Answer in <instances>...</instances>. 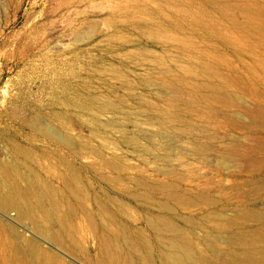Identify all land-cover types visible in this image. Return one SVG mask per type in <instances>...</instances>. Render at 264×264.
<instances>
[{
    "label": "rangeland",
    "instance_id": "1",
    "mask_svg": "<svg viewBox=\"0 0 264 264\" xmlns=\"http://www.w3.org/2000/svg\"><path fill=\"white\" fill-rule=\"evenodd\" d=\"M119 1L123 12L118 0H0V168L9 178L0 174V264L13 245L31 260L30 241L57 264H173L174 252L264 264V0ZM132 12L180 39L149 37V24L126 21ZM146 51L174 71L171 56L190 53L214 71L202 81L237 103L184 76L174 86L183 96L166 98L155 87L167 81L162 67L144 82L150 66L133 52ZM9 183L21 200L5 206Z\"/></svg>",
    "mask_w": 264,
    "mask_h": 264
},
{
    "label": "bare ground",
    "instance_id": "2",
    "mask_svg": "<svg viewBox=\"0 0 264 264\" xmlns=\"http://www.w3.org/2000/svg\"><path fill=\"white\" fill-rule=\"evenodd\" d=\"M108 1V0H107ZM111 1V0H110ZM116 1V0H115ZM117 3V2H116ZM130 3V2H129ZM153 4V3H152ZM166 4V3H165ZM203 4V3H202ZM259 5H261V4H259ZM156 6V5H155ZM116 7V6H115ZM118 12H123L122 10H124V8L125 7H127L126 6V4H125V1L123 2V1H119L118 0ZM116 7V8H117ZM116 8H115V10H116ZM169 8H170V10L173 12V13H175V14H177V15H179V16H181V17H185V16H188V15H190V10L187 8V7H184V6H181V5H179V4H177V3H171V4H169ZM197 8V7H196ZM193 9H195V8H193ZM262 10V9H261ZM229 11V10H228ZM131 12V11H130ZM237 12H240V11H237ZM241 13V12H240ZM131 14V13H130ZM195 16L196 17H200L201 15L200 14H195ZM191 17V16H190ZM187 18H189V17H187ZM242 18V17H241ZM124 19H126V18H124ZM123 19V20H124ZM210 19V18H209ZM244 20V19H243ZM126 21H128V22H131V23H134V22H146L147 24H149L150 26V29L151 30H147L148 31V33H151L152 34V36H149V37H153V35L154 36H156L158 39H161V40H163L165 43H170V42H173V41H176V42H178V40L180 39L179 38V36H178V34L177 33H175V32H171L170 30H168L164 25H161V27L160 28H158V29H156L157 31H158V33H155L154 32V30H153V27H155V22H156V20L154 19V18H150L149 16H146V15H139V14H136L135 12H132V14L130 15V17H129V19H127ZM246 21V20H245ZM188 23V22H187ZM206 24V23H205ZM108 26H110V25H108ZM144 29V28H143ZM142 29V30H143ZM110 30V29H109ZM139 31V30H138ZM211 31V30H210ZM144 34V33H143ZM120 35V34H119ZM150 35V34H149ZM255 35V34H254ZM144 36V35H143ZM260 36V35H259ZM78 39H80V38H78ZM183 39V38H182ZM197 40V39H196ZM172 47V46H171ZM261 48V47H260ZM49 49V48H48ZM47 49V50H48ZM180 49V48H179ZM194 49V48H193ZM201 49V48H200ZM263 49V48H262ZM134 50V49H133ZM146 50H148V48L146 49ZM143 51H144V49H143ZM149 51V50H148ZM148 51H146V52H144V53H142V54H139L138 52H133V55L134 56H138V57H140V60L139 61H141V60H144L150 67H149V72L148 73H146V76H147V78L144 80V82H146L147 83V85L148 86H151L150 84H153V82H152V80L150 79V78H152V75H155V73L157 72V70H158V68L159 67H162L161 68V74L159 75V77H161V76H165L166 78H167V81H164V82H161V84L160 85H152V86H155L156 87V89L157 90H159L160 91V94H162V95H165V97L166 98H169V99H175V98H177V97H182L183 96V94H181L174 86H175V84H182V82L183 81H181L180 80V78H179V76H184L185 77V80H184V84L185 85H190L192 88H194V89H204V90H207L208 91V93L211 95V98L213 99V100H215V101H219V102H227V103H233V105H234V103H237L236 102V100H234L233 98H231V97H229V96H226V95H222L215 87L213 88L210 84H208V83H206V82H204V81H202V76H207V75H213L214 74V71H213V69H210L207 65H205L204 63H202L201 61H200V59H198V58H196V57H194V56H192L190 53L188 54V53H186V54H181V53H175V54H170V55H172L171 56V61H170V63L172 62V64H174L175 66H176V71H174V69H171L169 66H168V61L165 59V58H159V57H154V55L153 54H151L153 51H151V53L150 52H148ZM166 53V52H165ZM158 54V53H157ZM176 55V56H175ZM118 57H119V55H118ZM182 57V58H181ZM51 61V60H50ZM55 62V61H54ZM51 63V62H50ZM47 65V64H46ZM64 65V64H63ZM52 66V65H51ZM79 66H80V64H79ZM105 66V65H104ZM142 68V67H141ZM143 68H145V67H143ZM99 71V70H98ZM107 71H108V73L109 74H111V75H113V76H115L117 79H121L122 77H123V75L121 74V72L119 71V70H117V69H115V68H109V69H107ZM102 72V71H101ZM144 73V72H143ZM216 76V75H215ZM56 77V76H55ZM148 77H150V78H148ZM164 79V78H163ZM122 83H124V82H122ZM249 85V84H248ZM151 88V87H150ZM183 90V89H182ZM244 90H246V89H244ZM155 91V90H154ZM181 91V90H180ZM241 91V90H240ZM247 91V90H246ZM153 92V91H152ZM158 92V91H157ZM182 92V91H181ZM25 93H26V95H27V97L29 98V99H34V97H33V94H31L30 93V91L29 90H27V89H25ZM159 94V93H158ZM40 95H42V96H44V93L43 92H41L40 93ZM234 95H236L235 93H234ZM237 96H239L238 94H237ZM244 96V95H243ZM36 97V96H35ZM144 96H142V98H143ZM239 97H241V96H239ZM135 98V97H134ZM146 98V97H145ZM237 98V97H236ZM245 98H246V96H245ZM248 99V98H247ZM104 108H106V109H111L112 108V105L109 103V101H107L106 100V98H97L96 99ZM151 100V99H150ZM179 100V99H178ZM96 101V102H97ZM181 101H183V99L181 100ZM238 101V100H237ZM241 101H243V99L241 100H239V102H241ZM245 101V100H244ZM130 102L128 101V104H129ZM248 103V102H247ZM244 104H246L245 102H244ZM247 105V104H246ZM248 105H249V103H248ZM231 108V107H230ZM241 108L243 109V110H246V108L244 107V106H241ZM142 109V108H141ZM154 110V109H153ZM53 112V111H52ZM56 112H57V110H56ZM192 112V111H191ZM237 113V112H236ZM16 114V113H15ZM58 114V113H57ZM160 114V113H159ZM222 114V113H221ZM221 114H219V115H221ZM232 115H234V113H231ZM236 115V114H235ZM240 115V114H239ZM239 115H238V117H239ZM242 115V114H241ZM24 116V115H23ZM163 116V115H162ZM217 116V115H216ZM237 116V115H236ZM25 118H24V123L25 124H28V125H30L31 127H33L34 129H36V130H38L39 131V133L41 132V133H43V134H46V135H49L50 137H56V136H54L52 133H51V131H53V129H51V130H49V128H46L45 126H43L39 121H38V118H36V116H31V115H27V116H24ZM138 117H140V115L138 116ZM153 117V116H152ZM224 117V116H223ZM242 118H244V114H243V116H241ZM248 117V116H247ZM70 118H71V116H70ZM246 118V117H245ZM244 118V119H245ZM23 119V118H22ZM39 119H40V117H39ZM152 119V118H151ZM220 119V118H219ZM134 120V119H133ZM132 120V121H133ZM154 120V119H153ZM155 120H157L156 118H155ZM221 120H222V118H221ZM248 120V118L246 119V121ZM40 121H41V119H40ZM69 121H70V119H69ZM72 121V120H71ZM76 121V120H75ZM131 121V120H130ZM135 121V120H134ZM244 121V120H243ZM75 123V122H74ZM234 124V123H233ZM243 125V124H242ZM175 127V126H174ZM141 128V127H140ZM166 128V127H165ZM176 128V127H175ZM198 128V127H197ZM169 129V128H168ZM178 129H179V127H178ZM203 129V128H202ZM180 130V129H179ZM206 132V131H205ZM58 134V133H57ZM56 135V134H55ZM62 135V134H61ZM60 135V136H61ZM221 135H223V133L221 134ZM58 137H59V134L57 135ZM161 136V135H160ZM211 136V135H210ZM45 137V136H44ZM162 137H164V135L162 136ZM57 138V137H56ZM65 138V137H64ZM63 138V139H64ZM165 139H167L166 137H164ZM238 138V137H237ZM62 138H61V141L63 140ZM147 139V138H146ZM169 139V138H168ZM203 139V138H202ZM217 140H218V138H216ZM233 139V138H232ZM244 139H245V137H244ZM248 139H249V137H248ZM69 140V139H68ZM71 140H73V139H71L70 138V141ZM149 140V139H148ZM240 140V139H239ZM246 140V139H245ZM202 141V140H201ZM237 141H238V139H237ZM64 144L66 145V146H69L70 145V143H69V141H67L66 139H64ZM251 142V141H250ZM204 143H206V142H204ZM230 143H232V142H230ZM239 143H241V142H239ZM186 144V143H185ZM207 144V143H206ZM210 144V143H209ZM214 144V143H213ZM217 144H219V142L217 143ZM232 144H234V146L236 145L235 144V142L233 141V143ZM242 144V143H241ZM162 144H160V146H161ZM211 145V144H210ZM238 145V144H237ZM243 145H244V143H243ZM246 145H247V143H246ZM59 146H61V145H59ZM212 146V145H211ZM215 145H213V147H214ZM217 146V145H216ZM245 146V145H244ZM78 147V146H77ZM162 147V146H161ZM164 147V146H163ZM166 147V146H165ZM164 147V148H165ZM190 147V146H189ZM218 147V146H217ZM240 147V146H239ZM178 148V147H177ZM191 148V147H190ZM244 148V147H243ZM165 149H168V148H165ZM205 149V148H204ZM177 150V149H176ZM180 150V149H179ZM200 150H202V149H200ZM200 150H198V149H196L195 150V152H198V151H200ZM93 151V150H92ZM182 151H185V150H182ZM203 151V150H202ZM248 151V150H247ZM156 152V151H155ZM192 153V152H191ZM201 153V152H200ZM203 153V152H202ZM236 153V152H235ZM216 155L218 154V153H215ZM160 155V154H159ZM230 155H232V154H230ZM237 156V154L234 156V157H236ZM164 157V156H163ZM231 157V156H230ZM225 158H227V157H225ZM232 158V157H231ZM166 159V158H165ZM227 159H229L230 160V158H227ZM172 161V160H171ZM221 161H222V159H221ZM224 161H226V160H224ZM228 161V160H227ZM231 161V160H230ZM3 162V161H2ZM5 162V161H4ZM181 162H182V159H181ZM206 162V161H205ZM9 163V162H8ZM14 163V162H13ZM227 163V162H226ZM238 163V162H237ZM236 163V164H237ZM4 164V163H3ZM230 164V163H229ZM238 165H240L239 163H238ZM242 165V164H241ZM243 165H245V164H243ZM15 166V165H14ZM224 166V165H223ZM228 166H231V165H228ZM235 166H237V165H235ZM226 168V167H225ZM13 170L16 172V173H19L18 172V169H15V168H13ZM169 171V170H168ZM228 171H230V168H229V170ZM10 172V171H9ZM0 174L1 175H4L5 177L7 176V179H9L8 178V166H6V164L5 165H3V166H1V168H0ZM170 174V173H169ZM29 177V176H28ZM25 178V177H24ZM21 179V178H20ZM22 180V179H21ZM29 180V179H28ZM3 182H4V180H3ZM6 182V181H5ZM23 182V181H22ZM26 182H27V180H26ZM24 183V182H23ZM2 184V183H1ZM19 184V183H18ZM237 185V184H236ZM3 186H4V184H3ZM2 186V187H3ZM1 188V187H0ZM20 188V187H19ZM25 189H28V190H30V189H32L33 188V186H32V183L30 182V180H29V182H27L26 184H25V187H24ZM48 188V187H47ZM20 190V189H19ZM72 190V189H71ZM24 192L26 193V190H24ZM48 192H50L49 190H48ZM20 193V191H18V190H15V188H14V186H13V184H11V183H9L8 185H7V188H6V191H5V193L3 194V200H2V202H3V204L5 205V206H10V205H13V204H17V203H19L20 202V200H21V193ZM45 193V192H44ZM27 194V193H26ZM37 194V193H36ZM53 194H54V192H53ZM52 194V195H53ZM56 194V193H55ZM43 195V194H42ZM51 195V196H52ZM221 195H223V194H221ZM30 197V196H29ZM38 197V196H37ZM55 197V196H54ZM31 199V198H30ZM36 199V198H35ZM36 200H38V199H36ZM32 202V201H31ZM185 205H187V204H185ZM33 206V205H32ZM244 207V206H243ZM32 208V207H31ZM50 212V211H49ZM229 213V212H228ZM237 214V213H236ZM240 214H243L242 212L240 213ZM239 215V214H238ZM215 216V215H214ZM217 216V215H216ZM215 216V217H216ZM37 217V216H36ZM219 217H220V215H219ZM218 217V218H219ZM221 218H223L222 216L220 217V219ZM224 218H226L225 216H224ZM227 219H228V217H227ZM187 221V220H186ZM188 222V221H187ZM219 225V224H218ZM56 226V225H55ZM206 229V228H205ZM212 233V232H211ZM219 233V232H218ZM210 234V233H209ZM227 235L229 234V233H226ZM225 234V235H226ZM183 235V234H182ZM212 235V234H211ZM230 235H231V233H230ZM237 235V234H236ZM181 236V235H180ZM215 236V235H214ZM215 237H217V236H215ZM241 237V236H240ZM217 239H219V238H217ZM220 240V239H219ZM27 241H29V240H27ZM221 241H223V240H221ZM229 241V240H228ZM220 242V241H219ZM28 243H30L29 245H28V251L30 252H28V254H29V256H30V258H31V260L29 259V257H28V255H27V253L23 250V249H21L20 247H17V246H15V245H13L12 246V249L13 250H10V257H9V260H8V264H57L54 260H53V258H50V256L45 252V251H43V250H41L38 246H37V244L36 243H34V242H32V241H30V242H28ZM224 243H226L225 241H224ZM229 243V242H228ZM206 244H207V242H206ZM210 247V246H209ZM214 247V246H213ZM210 248H212V246L210 247ZM176 249H179V247H176ZM219 249V248H218ZM214 250V252L215 253H217V251L215 250V249H213ZM223 252V251H222ZM215 253H213V254H215ZM224 253V252H223ZM223 253H222V255H223ZM217 254H219V253H217ZM225 255V254H224ZM112 256H113V258L117 261V262H120L121 261V259H122V255H121V252H119V251H114L113 253H112ZM167 256V255H166ZM214 256V255H213ZM168 257V256H167ZM215 257H216V254H215ZM219 257V256H218ZM223 257H225V256H223ZM131 259V258H130ZM207 259V258H206ZM169 260H170V262L171 263H173V264H203V263H201L200 261H198V260H196V259H194L193 257H190V256H185V255H183L181 252L180 253H172L171 255H170V257H169ZM221 260H222V262H223V258H221ZM208 261V260H207ZM224 262L225 263H229L228 262V260H227V262L224 260ZM223 262V263H224ZM125 264H135L133 261H131V260H126L125 261ZM231 264V263H230Z\"/></svg>",
    "mask_w": 264,
    "mask_h": 264
}]
</instances>
